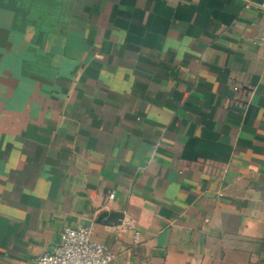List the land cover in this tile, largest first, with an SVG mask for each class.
I'll return each mask as SVG.
<instances>
[{
	"label": "crops",
	"instance_id": "obj_1",
	"mask_svg": "<svg viewBox=\"0 0 264 264\" xmlns=\"http://www.w3.org/2000/svg\"><path fill=\"white\" fill-rule=\"evenodd\" d=\"M263 19L264 0H0V264L66 225L117 264H264Z\"/></svg>",
	"mask_w": 264,
	"mask_h": 264
},
{
	"label": "built area",
	"instance_id": "obj_2",
	"mask_svg": "<svg viewBox=\"0 0 264 264\" xmlns=\"http://www.w3.org/2000/svg\"><path fill=\"white\" fill-rule=\"evenodd\" d=\"M90 232V226H62L58 243L40 254L35 264H117L112 253L102 243L93 240Z\"/></svg>",
	"mask_w": 264,
	"mask_h": 264
},
{
	"label": "water",
	"instance_id": "obj_3",
	"mask_svg": "<svg viewBox=\"0 0 264 264\" xmlns=\"http://www.w3.org/2000/svg\"><path fill=\"white\" fill-rule=\"evenodd\" d=\"M122 217V213L117 210H101L98 214L97 219H101V222L105 224H116L119 223Z\"/></svg>",
	"mask_w": 264,
	"mask_h": 264
}]
</instances>
